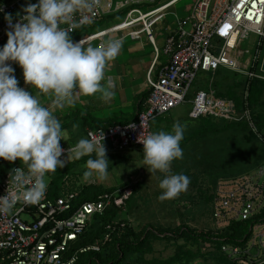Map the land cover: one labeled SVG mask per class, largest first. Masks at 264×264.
I'll return each instance as SVG.
<instances>
[{
    "label": "built area",
    "instance_id": "1",
    "mask_svg": "<svg viewBox=\"0 0 264 264\" xmlns=\"http://www.w3.org/2000/svg\"><path fill=\"white\" fill-rule=\"evenodd\" d=\"M180 1L87 0L89 6L79 9L73 21L62 25L68 28L70 24H76L71 33L74 35L100 20L123 14L122 21L75 42L82 41L87 45L106 35L125 32L131 40L145 38L152 47L153 62L146 76L149 93L136 118L126 124L86 131V138L99 143L104 139L107 153L142 152L143 144L139 138L154 132L153 121L185 102L191 104V119L213 117L233 123L245 122L264 145V129L254 123L248 102L249 83L264 82V0H194L191 11L185 18H177L174 30L167 33L164 46L159 48L153 28ZM36 3L38 0H0L3 8L0 11V47L7 42L5 13L11 14L15 23L17 14L23 15L24 8ZM144 6L145 11H142ZM245 41L248 48L242 49ZM219 69L247 80L240 108L236 101L218 97L211 87L209 91H203L198 86L193 98L187 99L198 72L214 74ZM60 145L64 149L61 159L74 152L75 145H68L64 139ZM16 168L27 171L23 162L15 161L13 169ZM10 172L0 174V196L5 195L7 189L12 191ZM68 178L66 176L63 182ZM83 182L95 185L85 179ZM132 194L131 186H126L86 201H79V193L73 191L61 192L56 198L45 194L36 204L18 202L11 213L0 214V264H74L78 254L99 251L101 240L76 249L75 243L94 215H101L111 206L124 211ZM263 211L264 163L248 175L217 186L212 214L216 229L226 227L232 220L253 219ZM126 224L122 220L108 224L102 241L108 239L109 231L124 228ZM250 231L244 247L223 244L222 253L238 264L263 263L264 217Z\"/></svg>",
    "mask_w": 264,
    "mask_h": 264
},
{
    "label": "clouds",
    "instance_id": "2",
    "mask_svg": "<svg viewBox=\"0 0 264 264\" xmlns=\"http://www.w3.org/2000/svg\"><path fill=\"white\" fill-rule=\"evenodd\" d=\"M88 6L87 0H38L24 8L23 15L17 14L15 23L13 16L5 13L7 42L0 47V158L9 162L19 159L27 171L16 168L10 172L12 191L7 189L0 196V214L11 213L21 201L38 203L45 196L51 174L68 163L61 159V121L37 95L19 86L12 63L22 69L25 85L50 95L59 107L72 105L78 95L100 93L105 100L115 95L111 81L107 86L102 81L123 41L109 39L98 46L85 47L82 41L74 43L71 38L76 24L62 27L73 21L79 9ZM184 132L185 125L177 121L171 132L159 130L139 138L143 167L151 177L163 174L159 183L161 201L178 197L190 183L187 175L171 172L172 162L183 157ZM73 151L77 159L89 157L83 172L85 179L107 177L110 161L104 139L99 143L81 138Z\"/></svg>",
    "mask_w": 264,
    "mask_h": 264
},
{
    "label": "rangeland",
    "instance_id": "3",
    "mask_svg": "<svg viewBox=\"0 0 264 264\" xmlns=\"http://www.w3.org/2000/svg\"><path fill=\"white\" fill-rule=\"evenodd\" d=\"M193 3L194 0H181L167 11L164 20H160L157 24L160 28L157 27L156 30L153 28L159 48L162 46L159 38L160 36L164 38L165 28H175L174 26L177 18H185L191 11ZM156 6L157 5H153V7ZM145 8L146 6L141 7V10L145 11ZM123 17L124 15L120 14L108 18V22L106 19L100 20L74 35L80 39L79 37L82 38V36L95 34L122 21ZM74 35H71V38H73ZM107 38L106 41L108 40ZM148 45L150 46L148 52H150L152 47L150 44ZM247 48L248 44L245 41L242 45V49ZM241 80L242 77L240 75H236L226 69H220L214 74L200 71L190 88L187 99L191 100L193 98L194 93L198 90V86H200L203 91H209L210 87L211 90L214 91L216 88L218 89L220 87L222 88L221 92H224L226 84H231L236 88V85H238ZM190 105L185 102L170 112L175 118L179 117L182 124L185 125V140L182 141L183 146L181 147L183 149V154H189V156L183 161L182 159L174 160L171 165V172L183 173L189 177L190 183L186 191L182 192L176 198L161 201L159 196L162 190L159 187L161 181L159 177L162 179L163 174L158 173L155 180L145 176L144 174H148L149 172L143 167V160L141 161L142 156L137 153L138 150L129 152V154L134 155L132 159L128 157L117 165L112 164L113 166L110 168L111 171L108 172L107 176L111 179L108 181L110 183H108L107 186L116 187L121 185L124 180L129 179L125 183H134L136 184L134 189L136 190L138 188L137 193L134 194L128 206V218L133 222L135 226L134 230L137 231V233H142L146 225L153 226L154 230L161 227L177 228L179 225H186L197 232L215 229L216 224L212 217L213 202L207 203L201 193L207 191L214 192L218 183V185L221 184L222 186L223 183L226 182L220 181L221 179L231 178L239 174L248 175L245 173L250 170L248 168L253 164L256 155L253 152L254 147H248V145L243 142L242 133L238 130H232L231 128L227 131L223 130L221 128L223 125H228V127H230L227 121H214L220 129L218 130L220 133H214L216 130H213V134H211L210 137L205 138L199 135L197 138H190V135L195 130H192V128H194L193 125L196 123L186 120V116L191 109ZM179 114L182 116H179ZM157 120L158 118L153 121V126L156 125L155 123ZM197 120L199 123L200 119ZM63 139L67 140V136L64 135ZM67 144L70 145V143ZM123 157H125V155H123ZM109 161L113 162L115 160ZM180 165L181 167H177ZM78 170L82 171L85 169H77L76 171ZM85 181L95 184L103 183L101 179L95 176L85 179ZM49 182L50 180L48 181L47 189L49 187ZM121 215L127 218L124 213H121ZM147 244L145 255L147 261L155 260L163 262L174 257L177 253L183 254L185 251H191L194 253L197 252V256L189 264H222L217 258L219 253L209 242L200 241L198 243H193L190 239L187 240L185 237L177 236L176 239L165 240L151 238ZM254 264H264V262L261 263L259 261Z\"/></svg>",
    "mask_w": 264,
    "mask_h": 264
},
{
    "label": "trees",
    "instance_id": "4",
    "mask_svg": "<svg viewBox=\"0 0 264 264\" xmlns=\"http://www.w3.org/2000/svg\"><path fill=\"white\" fill-rule=\"evenodd\" d=\"M77 36L74 35L72 39H76ZM220 70V69H219ZM217 70L215 73H217ZM237 75V74H236ZM247 80L242 78L241 82L236 85V88L231 84H226V89L224 92H221L222 88H216V95L222 98L232 99L237 102L238 108H240L242 104V93L246 87ZM199 88H201L199 86ZM149 91L147 90L142 95V100L139 104V111L142 110L144 101L148 95ZM248 102L252 108L253 120L256 126L263 130L264 129V82L261 81H251L249 83V96ZM138 111V112H139ZM83 116V115H82ZM80 116V117H82ZM79 117V118H80ZM83 117L82 122L80 124L81 130L76 139H73L75 142L70 143L71 139H67L66 143H70V145H76L78 139L86 138V131L89 129L96 128H107L113 125H120L116 123H100L95 122L93 119H89ZM199 128L193 131L190 135V138H197L199 135L207 138L213 134V130H216L214 133H220L218 130L219 127L215 124L214 121H219V119H215L213 117H201L199 118ZM225 121V120H224ZM228 122V121H227ZM125 124V123H124ZM230 127L228 125H223L221 128L223 130H238L242 133V139L248 147H254L253 152L256 154L253 160V164L248 168L250 169L245 174H249L252 171L261 167L264 163V145L260 143L255 136L250 132L248 126L245 122L233 123L229 122ZM77 141V142H76ZM219 150V149H218ZM217 150V151H218ZM223 150V149H222ZM130 151L134 150H126L124 152H110L107 153V158L113 161L114 164H118L119 162L125 160L122 156L123 154H127ZM143 156V153L140 152ZM126 157V156H125ZM88 156L77 159L75 157V152L71 155L67 156V162L64 168L57 169L54 174H51L49 187L46 191V195L49 198H56L60 195L61 192L68 193L77 191L79 193L78 200L86 201L91 200L98 194H102L105 192H113L116 189H121L126 186H131L133 189V194L135 193L136 184L122 183L116 187H106L102 184H86L84 181V176L82 171H76L78 169H85V162L88 159ZM92 158H95V154H93ZM0 158V174H5L12 171L15 161L9 162ZM7 165V166H6ZM244 174H239L237 176L231 178H224L220 181H232L239 179ZM68 176L66 182H63V179ZM219 184V183H218ZM217 184V186H218ZM216 186V188H217ZM215 191H207L204 194L205 201L207 203L213 202V197L215 195ZM129 197L125 204V210L116 209L114 206L109 207L104 211L101 215L96 214L92 217V220L85 228L84 232L79 236L78 241L75 243V249L80 247H86L88 245H93L94 243H98L100 240V249L99 251H87L85 253H81L77 255V259L74 264H189L194 258L197 256V252L185 251L183 254L177 253L174 257L169 258L167 261H147L145 259L146 250H147V242L151 239L157 240H165V239H176L177 236L185 237L187 240L193 241V243H198L200 241L209 242L213 245L216 251L219 253L217 257L222 264H238L235 261L228 259L221 251V246L223 244H235L238 246L244 247L250 237L251 231L250 228L253 225L261 220L264 217V211L260 212L259 215L255 216L253 219H249L246 221H235L232 220L226 227L222 229H208L207 231H193L190 227L179 225L177 228H158L157 230L153 229V226H147L143 229L142 233H137L134 230V224L128 218L129 214V204L133 197ZM124 213L127 218H124ZM256 219V220H255ZM122 220L126 222V226L124 228L117 227L113 231H109V236L106 241H102L105 234L107 233L106 226L108 224H113L116 221ZM131 223V224H130Z\"/></svg>",
    "mask_w": 264,
    "mask_h": 264
},
{
    "label": "crops",
    "instance_id": "5",
    "mask_svg": "<svg viewBox=\"0 0 264 264\" xmlns=\"http://www.w3.org/2000/svg\"><path fill=\"white\" fill-rule=\"evenodd\" d=\"M157 27L160 28V26L156 25L155 30ZM172 30H174V28L173 29L165 28L164 38L160 36L159 41L162 45L161 48L164 46V40L167 33ZM106 38L108 40L120 39L123 41V46L118 57L113 62H110V66H108L105 70V80L102 81V84H104L105 86H107L108 81H111L115 95L110 100H105L100 93H97L93 96L78 95L74 98V102L72 105L59 107L52 102L53 98L50 95L41 94L39 93L38 90L31 89L30 85H25L22 69L19 67V65L12 63V67L15 70L14 75L19 81V86L25 88L28 91H32L33 94L37 95V98L40 100V102L43 105L50 108V110L53 112V115H55L61 121L62 128L64 130V135L67 136L68 140L71 139L69 141L70 143L75 142L73 139H76V137L80 133L81 130L80 124L82 122L83 117L85 118L88 117L89 119H93L97 123L100 122L104 124L110 122L116 124H124V123L126 124L129 121L135 119L139 111V104L142 100V95L148 90V86L146 83V76L152 65L153 55H152V50L148 52V50H150L149 48L150 46L148 45L149 43L147 42V40L145 38H141L140 40H131L125 32H119V33L106 35L100 39H95L91 41L89 44L84 46L85 47L98 46L101 43L106 42ZM77 40L78 38L74 39L73 42ZM157 68L158 66H156V69ZM156 69L154 67V73H153L154 75L157 71ZM188 104L190 105V102H188ZM170 112L164 114L163 116L158 117V120L155 123L156 125L154 126L152 125L154 132L159 130L171 132L174 123H176L177 121L181 122L179 117L175 118V116L172 115ZM189 112L186 116V120H190L193 123L196 122L193 125L194 128H192V130L194 129L196 130L197 128H199L198 120L191 119L189 117ZM179 116L182 115L179 114ZM183 140L185 139L183 138ZM182 141H181V146H183ZM139 152L137 151L138 154H140ZM123 155L126 156L124 157L125 159H127L128 157L132 159L134 157V155H131L129 153ZM187 156H189V154H183V157L181 158L182 161ZM142 160H143V156L141 157V161ZM16 163L20 164V161L16 160ZM112 164L114 163L113 162L109 163L108 172L111 171L110 168L113 166ZM177 167H181V165ZM144 175L147 176L148 178L151 177L150 173L148 174L145 173ZM156 175H153L150 179L155 180ZM108 178L109 177L107 176L106 178L101 179L103 181L102 183L103 186L109 187L107 185L108 183H110L108 181L111 178L109 179ZM159 179L161 180V177H159ZM128 180H124L122 183H125ZM137 190L138 188L136 189L134 194L137 193ZM201 195L202 197H204L203 196L204 194Z\"/></svg>",
    "mask_w": 264,
    "mask_h": 264
},
{
    "label": "bare ground",
    "instance_id": "6",
    "mask_svg": "<svg viewBox=\"0 0 264 264\" xmlns=\"http://www.w3.org/2000/svg\"><path fill=\"white\" fill-rule=\"evenodd\" d=\"M136 110V109H135ZM7 166V165H6ZM256 220V219H255Z\"/></svg>",
    "mask_w": 264,
    "mask_h": 264
}]
</instances>
